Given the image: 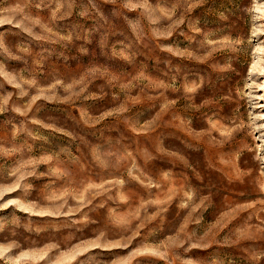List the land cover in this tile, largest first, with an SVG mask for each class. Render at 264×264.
Listing matches in <instances>:
<instances>
[{
  "label": "rangeland",
  "instance_id": "rangeland-1",
  "mask_svg": "<svg viewBox=\"0 0 264 264\" xmlns=\"http://www.w3.org/2000/svg\"><path fill=\"white\" fill-rule=\"evenodd\" d=\"M0 264H264V0H0Z\"/></svg>",
  "mask_w": 264,
  "mask_h": 264
}]
</instances>
